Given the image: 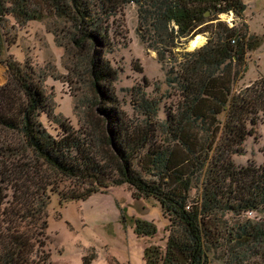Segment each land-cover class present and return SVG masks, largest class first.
Listing matches in <instances>:
<instances>
[{"label": "trees", "instance_id": "16d2710c", "mask_svg": "<svg viewBox=\"0 0 264 264\" xmlns=\"http://www.w3.org/2000/svg\"><path fill=\"white\" fill-rule=\"evenodd\" d=\"M129 2L138 5L142 39L160 59L180 55L167 71L168 97L176 98L165 104L164 119L162 99L140 86L133 88L136 113L120 109L119 70L108 55L120 35L114 20ZM246 8L244 0H0V56L9 41L8 18L23 23L56 15L66 23L67 49L73 46L86 61L93 103L101 104L98 134L75 128L55 113L31 64L3 60L8 76L0 84V130L18 135L20 143L0 144V178L10 190L5 206L8 194L0 196V264H34L44 252L53 194L84 200L121 184L134 199H157L170 220L165 249L147 246V264H209L211 252L227 264H264V163L239 166L232 159L264 115V74L233 94L248 51L260 42L246 22L230 26L220 18L233 12L244 20ZM201 33H208L205 44L174 53L179 42ZM25 153L33 159L25 161ZM255 213L260 220L241 218ZM229 214L240 218L228 224ZM135 231L153 236L157 227L137 219Z\"/></svg>", "mask_w": 264, "mask_h": 264}, {"label": "rangeland", "instance_id": "374dc122", "mask_svg": "<svg viewBox=\"0 0 264 264\" xmlns=\"http://www.w3.org/2000/svg\"><path fill=\"white\" fill-rule=\"evenodd\" d=\"M244 2L247 6L244 20L237 18L233 12L220 14V18L230 26H241L243 21L246 22L248 33L260 42L247 53L246 68L234 84V95L251 86L264 74V0ZM206 15L209 16V13ZM65 26V21L56 15L23 23L17 22L13 17L8 18L5 28L9 41L0 56V84L6 82L8 76L4 59L28 62L43 77L44 87L52 100L55 113L67 118L75 128H87L98 134L101 104L93 103L96 94L86 61L75 56L76 48L66 47L68 40L64 36ZM113 28L120 35L117 37L115 51L108 56L119 70L114 86L120 109L130 115L136 113L133 88L140 86L149 96L162 99L159 117L164 119L165 104L174 103L176 98L168 97L171 88L167 82V71L174 65L175 57L180 55L168 53L161 60L157 51L142 39L138 5L135 2L124 5L114 20ZM198 35L203 38L201 44H193L192 40L196 35L179 42L174 53L194 50L205 44L208 33ZM40 119L49 130L56 133V124L49 121L46 114H42ZM220 120L223 125L227 120L226 113L221 115ZM220 135L221 133L218 139ZM18 137L0 130L1 145L9 141L19 144ZM241 148L240 152L232 155L237 165L264 163V115L253 126V132L247 135ZM25 154L28 155L24 156L25 161L33 159L31 153ZM8 161L18 163L22 160ZM65 183L66 181L62 183V188ZM0 187V196L8 194L3 199L5 206L10 199V190H6V182L1 181V178ZM198 194L199 189L194 187L192 197ZM261 216L264 219L262 214ZM261 216L255 213L242 215L241 218L260 220ZM238 217L229 214L225 218L229 220L228 224H233ZM45 218L48 227L42 238L45 241L44 252L36 255L34 264H147L144 257L146 247L156 245L164 250L170 224L157 199H134L128 184L112 185L84 200L63 201L60 195L53 194L45 209ZM137 219L154 224L157 227L156 234L137 235ZM209 260V264H227L226 259L217 258V254L213 252Z\"/></svg>", "mask_w": 264, "mask_h": 264}, {"label": "bare ground", "instance_id": "6f19581e", "mask_svg": "<svg viewBox=\"0 0 264 264\" xmlns=\"http://www.w3.org/2000/svg\"><path fill=\"white\" fill-rule=\"evenodd\" d=\"M202 41H203V38H202L201 35H197V36L192 40L193 44H195V45H199V44H201Z\"/></svg>", "mask_w": 264, "mask_h": 264}, {"label": "water", "instance_id": "95a60500", "mask_svg": "<svg viewBox=\"0 0 264 264\" xmlns=\"http://www.w3.org/2000/svg\"><path fill=\"white\" fill-rule=\"evenodd\" d=\"M209 12H207L206 14H208Z\"/></svg>", "mask_w": 264, "mask_h": 264}, {"label": "built area", "instance_id": "2783aa9c", "mask_svg": "<svg viewBox=\"0 0 264 264\" xmlns=\"http://www.w3.org/2000/svg\"><path fill=\"white\" fill-rule=\"evenodd\" d=\"M250 215H252V214H250Z\"/></svg>", "mask_w": 264, "mask_h": 264}]
</instances>
